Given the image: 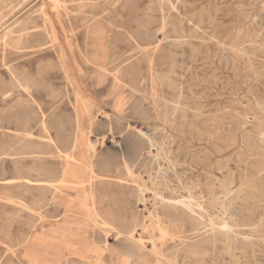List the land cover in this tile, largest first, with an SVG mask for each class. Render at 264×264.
<instances>
[{
  "label": "rangeland",
  "instance_id": "obj_1",
  "mask_svg": "<svg viewBox=\"0 0 264 264\" xmlns=\"http://www.w3.org/2000/svg\"><path fill=\"white\" fill-rule=\"evenodd\" d=\"M81 4L85 6L78 11ZM171 5L172 9L167 10V1L128 2L127 10L135 18L132 23H150L151 29L132 32L141 46L135 42L129 45L133 48L130 53L135 55L122 70L129 72L131 78L117 93L111 81L98 85L93 79V67L86 63L84 55H90L92 48L86 44L82 28H76L75 24H81L94 7L96 12L118 10L115 19L120 23L129 16L121 0H0V109H6L16 96V91L6 95V84L3 85L9 78L6 66L20 65L21 69L38 74L41 85L34 87L33 93H42L39 102L47 117L52 119L53 111H70L75 84L66 78L58 61L63 46L72 74L78 68L87 74L79 82L84 97L97 99L105 110L111 111L115 98L122 96L123 111L130 116L132 124L168 129L171 135L168 141L177 158L188 156L202 163H213L218 196L216 209L213 207L212 211L218 228L217 242L213 240L212 246L207 241L206 228L197 234L187 233L191 244L206 250L201 264H264V0H172ZM164 7L167 27L159 30L164 22ZM45 13L55 20L58 28L57 40L47 43L43 35L33 37L42 32ZM24 23L30 29L18 44L13 36L19 35L16 30ZM11 29L14 32L8 33ZM109 34L107 44L115 53L127 45L125 39L130 35L122 31ZM164 34L170 39L163 43L153 56L155 61L151 62L144 48ZM178 95L181 96L178 98ZM165 100L167 105L163 107ZM156 108L161 114L165 108L173 113V128L161 120L162 115L147 120V112H155ZM124 127L119 125L116 129ZM7 161L0 159V264H27L30 251L43 263L58 264V256L64 251L61 237L58 234L46 237L63 224L46 225L28 238L31 232L24 213L9 207L4 200L9 192L5 184L11 169ZM194 182L202 183L204 188L206 179L202 175L195 177ZM223 184L230 190L226 192ZM116 208L121 215L124 207ZM183 217L181 213L172 216L176 224L184 223ZM225 223L228 228H222ZM38 238L50 240L36 244ZM63 253L66 257L67 252ZM108 260L107 264H113ZM61 263L66 262L62 259Z\"/></svg>",
  "mask_w": 264,
  "mask_h": 264
},
{
  "label": "bare ground",
  "instance_id": "obj_2",
  "mask_svg": "<svg viewBox=\"0 0 264 264\" xmlns=\"http://www.w3.org/2000/svg\"><path fill=\"white\" fill-rule=\"evenodd\" d=\"M129 1L121 0L125 12L128 11ZM158 1H167V10L172 9V0ZM84 6L78 5V11ZM95 10L94 7L75 27L82 28L86 44L92 48L90 55H84L86 63L93 67V79L98 85L111 81L113 91L118 93L131 78L129 72L122 70L135 55L130 53L133 50L130 46L134 42L140 45L132 32L135 29L148 31L151 29L150 23H132L135 19L132 11H128L129 16L119 23L115 19L118 10ZM167 10L165 7L162 9L164 22L159 30L167 27ZM56 19H59V13ZM20 25L16 30L19 35L13 36V41L18 44L24 40V32L30 29L25 23ZM121 31L130 36L125 39L127 45L115 53L107 44V36L111 32ZM157 31L154 30L155 34ZM12 32L11 29L8 33ZM41 35L47 40L44 43L58 38L55 20L46 13L42 32L33 37L40 38ZM168 39L164 34L146 45L144 51L151 57V62L155 61L153 56ZM17 48L22 49L23 46ZM58 61L66 78L75 84L74 100L70 111H53L52 119L47 117L44 106L39 102L42 93H33V88L41 85L38 74L23 70L20 65L6 66L9 78L3 83L6 84V95L16 91L13 102L6 109H0V140L3 141L0 143V159H7L11 168L5 184L9 192L4 200L9 207L24 213L31 232L28 238L46 225L63 224L46 237L56 234L61 237L64 251L58 256V264H62V259L65 264H107L108 258L113 264L204 262L206 250L201 245L191 244L187 233L197 234L206 228L209 234L207 241L212 246L215 243L213 240L218 228L212 208L216 209L218 195L213 163H202L188 156L177 158L168 141L171 137L168 129L160 130L155 126L150 129V126L143 128L132 124L130 116L123 111L122 96L115 98L111 111L105 110L95 98L88 100L79 89V82L86 79L87 74L82 73L80 68L75 70L76 76L72 74L63 46ZM54 104L52 101L51 106ZM166 105L167 102L163 107ZM157 110L147 112V115L140 114L147 116V120L162 115L161 120L173 128V113L166 108L162 114ZM119 125L125 127L117 130ZM103 127H107V130H102ZM202 175L206 179L205 189L202 183L194 182L195 177ZM223 186L226 192L230 190L227 184ZM198 188L202 189L198 192ZM116 207H124L121 215L117 214ZM180 213L185 216L184 223L176 224L172 216ZM116 218L121 221L118 222ZM187 223L189 227H186ZM222 228H228V225L225 223ZM46 238L36 239V244L50 240ZM32 252L27 254V264H46ZM63 252H67L66 257Z\"/></svg>",
  "mask_w": 264,
  "mask_h": 264
}]
</instances>
